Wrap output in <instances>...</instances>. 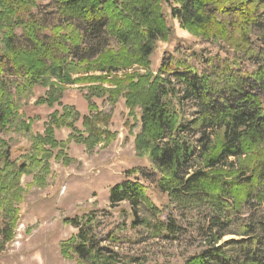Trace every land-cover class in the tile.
Wrapping results in <instances>:
<instances>
[{"label":"trees","instance_id":"trees-1","mask_svg":"<svg viewBox=\"0 0 264 264\" xmlns=\"http://www.w3.org/2000/svg\"><path fill=\"white\" fill-rule=\"evenodd\" d=\"M167 10L215 51L165 52L153 71L158 43L173 37ZM71 85L85 88L83 115L62 102ZM38 86L45 92L35 104L53 109L41 133L20 114ZM121 98L126 126L138 130L135 155L147 163L108 191L109 207L124 204L128 223L116 231L97 211L65 218L76 232L61 242L64 256L146 264L118 251L134 243L119 234L129 228L153 243L192 238L195 250L181 264H264V0H0V246L18 227L20 175L46 185L49 161L70 160L69 142L113 140L112 115L95 100L111 108ZM63 128L69 134L59 140ZM14 134L30 143L16 157ZM140 179L166 195L163 209Z\"/></svg>","mask_w":264,"mask_h":264},{"label":"rangeland","instance_id":"rangeland-1","mask_svg":"<svg viewBox=\"0 0 264 264\" xmlns=\"http://www.w3.org/2000/svg\"><path fill=\"white\" fill-rule=\"evenodd\" d=\"M41 8L39 7L38 10L42 12L47 25H55L57 21L54 14H46L47 10L44 11ZM32 13L35 14L36 9ZM166 21L173 32V37L169 42L158 43L151 57L153 71L157 70L165 52L173 53L175 49L186 53L194 51L201 58L215 51L216 47L211 43L194 37L180 28L178 20L172 18L168 10ZM220 55L224 56V52H220ZM194 64L201 70L198 59L194 60ZM133 67L138 70L137 66ZM84 89L78 85L68 86L62 99L63 103L72 105L81 115L87 112L83 98ZM44 92V88L35 87L32 97L20 109L23 119L34 121L31 122L34 132L43 131L44 122L53 111L44 105L35 104V100ZM95 102L99 109L111 113L110 129L116 132L115 138L107 144L90 148L74 141L69 142L65 152L70 160L66 162L51 159L49 161L52 175L46 185L34 182L33 174L20 175L18 182L23 199L17 206L18 227L14 232V239L3 247L0 246V264H82L75 258L65 257L62 253L61 242L68 240L76 232L74 227L65 224L63 221L65 218L97 211L98 219L106 220L116 231L127 221L125 215L121 213L124 204L116 209L109 207V188L124 180L127 170L137 166L145 167L147 163L135 155L133 133L138 130L135 127L132 133L125 124L128 110L123 99L121 98L111 108L102 100L98 99ZM131 123L130 121V125ZM77 125L80 126V122ZM68 134L69 130L65 128L56 131V137L59 140H66ZM10 137L14 157L21 154L20 150L29 148L30 143L25 138L15 134ZM141 183L145 186L146 193L153 204L163 209L167 203L166 195L149 182L141 180ZM168 214L170 212H164L161 218L166 219ZM119 234L131 238L134 243L123 244L119 246L121 248L118 251L122 255L128 253L133 257H139L146 264H181L194 252L197 244L188 236L180 237L179 242L176 243H153L143 240L141 232L129 228H122ZM194 235L192 234L193 237Z\"/></svg>","mask_w":264,"mask_h":264},{"label":"bare ground","instance_id":"bare-ground-1","mask_svg":"<svg viewBox=\"0 0 264 264\" xmlns=\"http://www.w3.org/2000/svg\"><path fill=\"white\" fill-rule=\"evenodd\" d=\"M150 85V84H149Z\"/></svg>","mask_w":264,"mask_h":264}]
</instances>
